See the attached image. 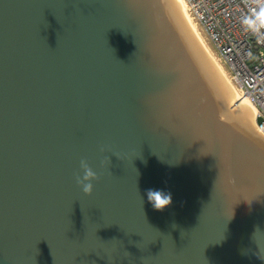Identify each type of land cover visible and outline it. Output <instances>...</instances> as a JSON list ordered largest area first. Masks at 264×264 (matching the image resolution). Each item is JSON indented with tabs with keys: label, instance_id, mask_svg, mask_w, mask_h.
Wrapping results in <instances>:
<instances>
[{
	"label": "water",
	"instance_id": "1",
	"mask_svg": "<svg viewBox=\"0 0 264 264\" xmlns=\"http://www.w3.org/2000/svg\"><path fill=\"white\" fill-rule=\"evenodd\" d=\"M151 4L0 0V264H264V133Z\"/></svg>",
	"mask_w": 264,
	"mask_h": 264
},
{
	"label": "built area",
	"instance_id": "2",
	"mask_svg": "<svg viewBox=\"0 0 264 264\" xmlns=\"http://www.w3.org/2000/svg\"><path fill=\"white\" fill-rule=\"evenodd\" d=\"M184 1L190 17L202 26L227 65L234 86L255 105L264 133V38L241 24V17L257 6L254 0Z\"/></svg>",
	"mask_w": 264,
	"mask_h": 264
},
{
	"label": "bare ground",
	"instance_id": "3",
	"mask_svg": "<svg viewBox=\"0 0 264 264\" xmlns=\"http://www.w3.org/2000/svg\"><path fill=\"white\" fill-rule=\"evenodd\" d=\"M157 1H158V6H159V13H160L164 44L166 45L168 50L171 52V54L174 56V58L175 56L177 57V56L182 55L183 59L189 65L191 64L193 68L192 70L196 74L195 80L197 81V85H199L200 81L202 84H204L203 82L205 81V79H203L204 77L203 75H201V72H202L201 68L198 66V64H196L197 59L199 58H197L196 56L197 54H196L195 49L193 48L192 42L188 39L189 37L187 36L186 32L183 30L184 26H182V23H184L186 27H187V23L185 22L184 17L181 15L180 10L177 8L178 5L175 4L173 0H157ZM206 60H207L205 61L206 64L211 65L207 57H206ZM206 64L204 65L206 66ZM236 110L240 112L241 115L243 116H245L246 113L250 115L251 113L249 112L250 110L252 111V113H254L256 117L258 115L255 105L253 104V102L250 100L248 96L241 97V101L237 104Z\"/></svg>",
	"mask_w": 264,
	"mask_h": 264
},
{
	"label": "clouds",
	"instance_id": "4",
	"mask_svg": "<svg viewBox=\"0 0 264 264\" xmlns=\"http://www.w3.org/2000/svg\"><path fill=\"white\" fill-rule=\"evenodd\" d=\"M256 7H251L249 13L241 17V24L245 30L250 31L255 35H259L264 38V0H254ZM107 162L111 163L110 157L107 158ZM80 168L83 175H77V183L81 186L83 192L87 195H91L94 190V184L92 181L98 180L99 174L95 171L86 159L80 161ZM146 196L148 202L157 211H163L172 204L171 193H166L163 190L147 189ZM264 259V257H261Z\"/></svg>",
	"mask_w": 264,
	"mask_h": 264
},
{
	"label": "rangeland",
	"instance_id": "5",
	"mask_svg": "<svg viewBox=\"0 0 264 264\" xmlns=\"http://www.w3.org/2000/svg\"><path fill=\"white\" fill-rule=\"evenodd\" d=\"M150 10L152 9L151 0H147ZM175 4H177V8L180 10L181 15L184 17L185 22L187 23V27L189 28L191 36L195 39L200 49L203 50L205 57L209 60V63L212 65L213 69L218 73L219 78L221 77L224 88L226 89L227 98L224 103V107L227 106L228 109L236 110L237 104L241 101V97L243 94L239 91L234 84L232 83L228 71V67L224 62L219 58L217 50L209 39L207 33L204 31L202 26L198 24L195 20H193L188 14L187 6L184 0H173ZM237 111V110H236ZM238 112V111H237ZM249 112L256 125V116L252 111ZM240 113V112H238ZM241 114V113H240ZM258 126V125H257ZM260 131V129L258 130Z\"/></svg>",
	"mask_w": 264,
	"mask_h": 264
}]
</instances>
